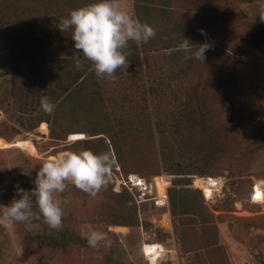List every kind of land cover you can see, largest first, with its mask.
<instances>
[{
    "label": "trees",
    "instance_id": "1",
    "mask_svg": "<svg viewBox=\"0 0 264 264\" xmlns=\"http://www.w3.org/2000/svg\"><path fill=\"white\" fill-rule=\"evenodd\" d=\"M169 1L135 0L137 18L149 24L155 36L146 43L129 41V47L124 50L126 65L119 68L114 77H98L94 63L84 57H81L82 67H76L71 32L59 29L60 21L73 9L94 0H0V77L11 78V86L4 95L17 110V121L27 132L36 131L43 123L50 124V134L58 140L72 133L88 132L98 137L77 140L66 149L108 151L113 156L107 141L110 137L116 160L126 173L130 171L119 130L125 131L123 122H134L136 116L150 110L151 103L161 138L162 157L169 170L182 175L176 177L168 189L172 216L193 215L206 224L212 222L215 215L202 190L190 186L192 179L188 175L218 176L225 170L232 175H242L249 172L264 153V112L260 116L248 114L234 97L240 63L237 55H245L247 51L235 46L236 37L239 39L236 28L245 24L241 21L245 14L238 12L239 3L257 0H201L194 12L181 8L175 11L167 7ZM201 29L206 34H201ZM249 33L247 42L264 56V21L250 24ZM181 34L193 43L207 42L212 47L204 61L182 58L184 61L177 65L171 62L172 68L163 67L159 64L162 57L155 58L156 52L178 47ZM160 43L164 44L159 46ZM175 52L179 55L175 56L177 59L188 55L180 49ZM144 68L146 76L137 77ZM42 96L54 103L52 113L41 109ZM258 119L263 129L255 132L251 124ZM80 122H84L82 128L77 127ZM116 124L120 129H116ZM18 133L20 130L16 129L15 134ZM0 137L10 142L13 136L0 133ZM184 148L192 155L176 159L178 151ZM22 159L20 167L24 170L36 173L42 165L26 155ZM251 184L252 181L248 184L241 180L234 190L250 200ZM106 189L110 193L105 192L107 198H102L99 195L102 191L93 196L69 182L60 195L65 199H74L81 193L85 200L97 197L94 214L99 213L103 221L139 225L133 196L130 193L118 195L109 186H105ZM255 194V201L264 200V193L256 191ZM61 207V227L53 229L38 207L33 206L34 215L28 221L40 223V229L22 233L21 243L26 249L49 247L51 254L76 247L89 249L87 238L81 234L86 222L84 216L80 217L82 212L67 209L64 204ZM224 207L232 210L235 200L230 197ZM241 223L247 233L264 231V217L243 219ZM105 231L117 238L115 233ZM260 240L264 242V234H260ZM259 256L263 261V254ZM108 257L113 260L111 253Z\"/></svg>",
    "mask_w": 264,
    "mask_h": 264
},
{
    "label": "rangeland",
    "instance_id": "2",
    "mask_svg": "<svg viewBox=\"0 0 264 264\" xmlns=\"http://www.w3.org/2000/svg\"><path fill=\"white\" fill-rule=\"evenodd\" d=\"M120 3L135 17L131 0L120 1ZM200 5L201 0H173L171 7L175 11L181 8L183 11L194 12L195 8ZM239 11L245 14L244 19L241 20L245 24L236 28L239 39L236 37L235 46L237 49L245 48L247 51L245 55H237L240 63L236 71L237 89L234 97L246 113L260 116L264 112V56L247 42L250 24L262 21L259 0L253 3H239ZM230 41L232 43V40ZM163 44L160 43L159 46ZM178 49H161L156 52L155 58L162 57L159 59V64L172 68L171 62L173 64L176 62L177 65L179 61H184L182 58H186L177 59L175 57L179 56L175 52ZM133 74L136 76V73ZM139 76H146L145 68L138 73L137 77ZM10 86V76L0 77V133L8 137L13 136L10 142L0 137V264H102L104 261L106 264L109 260L108 253L113 255V260H109L107 264H154V256H151V263L141 249L142 245L149 241H156L174 250L172 252L175 256L173 259L162 257L160 262H155V264H264V260L262 261L259 256L260 253L264 256V242L260 240V234H264V231L254 230L247 233L241 227L243 219L264 217V200L255 201L256 191L264 193V153L247 173L232 175L229 170H225L223 174L215 176L221 177L225 186L223 197L213 204H209L206 200L210 211L215 215L214 220L210 223H202L193 215L173 216L172 228H155L152 220L155 214H159L160 209L155 206V203H152L148 206L137 204L139 225L108 224L100 218L99 213L94 214L93 205L97 197L85 200L84 193H81V196L74 197V199H65L60 193H57V199L61 205L64 204L67 209H76L82 212L80 217L84 216L86 219L81 230L83 236L87 238L91 229L103 232L108 229L116 234L118 242L117 238L106 232L107 239L105 241L99 242L96 247L89 246V249L86 250L76 247L69 250H57L51 254L49 247L43 250H38L35 247L26 249L21 243L22 233L25 230L38 231L40 223L11 222L2 219L3 212L6 210L4 206H7L13 198L15 186L18 184L25 189L34 187L32 179L36 173L20 167V163L23 161L22 156L26 155L43 163L45 159L58 152L68 150L66 148L77 140L98 136H91L88 132L72 133L66 139L58 140L51 136L49 123H43L34 132H27L17 121V110L14 109L10 99L4 95L5 90ZM154 120L153 108L150 103V110L136 116L134 122L127 120L122 123L125 131L119 130V137L125 149L124 156L128 163L129 173H126L120 161L116 160L111 138H107L115 165L106 186L112 188V191L118 195L130 193L122 182L130 173H138L150 182L158 176L156 179L159 190L164 194L170 185V177L166 175H172V181L176 177L182 176L168 169L160 152L161 138ZM79 125L77 127L82 128L84 122H80ZM251 128L255 132L263 129L259 119L252 121ZM16 129H19L20 133L15 134ZM116 129H120L117 124ZM187 151L186 148L179 150L176 159L183 160V157L188 158L189 155H192ZM162 174L166 175L159 176ZM197 175L201 174L197 173ZM188 176L191 177V175ZM241 180L247 181L248 184L249 181H252L250 200L247 196L246 198L240 197L234 190V186ZM104 188L105 186L99 190L102 191L101 193L98 192L102 198H107L105 192H110ZM230 197L235 200V207L232 210H226L224 203Z\"/></svg>",
    "mask_w": 264,
    "mask_h": 264
},
{
    "label": "clouds",
    "instance_id": "3",
    "mask_svg": "<svg viewBox=\"0 0 264 264\" xmlns=\"http://www.w3.org/2000/svg\"><path fill=\"white\" fill-rule=\"evenodd\" d=\"M264 21V0H259ZM61 32L70 31L74 43L72 56L76 67H82L81 57L94 63L98 77H114L117 70L126 65L124 50L129 41L148 42L155 36V30L147 23L141 22L127 10L120 0H94L83 7L73 9L60 21ZM201 34H206L203 29ZM182 35V34H181ZM211 43H193L182 35L178 45L188 55L186 58L205 60ZM40 107L45 113H52L54 103L47 96L40 98ZM115 160L110 152L96 153L90 149L60 151L44 160L32 179L33 188L25 189L18 184L10 203L4 206L2 219L11 222L28 221L34 215L33 206L53 229H59L62 223L63 209L57 199L70 182L80 190L96 195L110 179ZM107 239V233L91 229L87 236L89 246L96 247ZM110 243V241H109Z\"/></svg>",
    "mask_w": 264,
    "mask_h": 264
},
{
    "label": "built area",
    "instance_id": "4",
    "mask_svg": "<svg viewBox=\"0 0 264 264\" xmlns=\"http://www.w3.org/2000/svg\"><path fill=\"white\" fill-rule=\"evenodd\" d=\"M164 175L166 174L159 176ZM166 176L170 177V185L166 188L165 194L161 193L159 190V185L156 179L158 176L155 177V180L150 182L147 178L138 173H130L122 180L125 188L133 195L137 204L148 206V204L151 205L152 203H155V206L160 209L159 214H155L152 220L155 228H172L173 216L168 196V189L172 186V175L170 176V174H168ZM191 179L192 183L190 186L202 190L209 204H213V202L223 197L225 182L221 177L193 174L191 175ZM167 208L168 210H166ZM156 246L161 250L156 258V263L160 262L162 257L173 259V249L156 241H149L145 242L141 247L148 260H150L151 255L155 254Z\"/></svg>",
    "mask_w": 264,
    "mask_h": 264
},
{
    "label": "bare ground",
    "instance_id": "5",
    "mask_svg": "<svg viewBox=\"0 0 264 264\" xmlns=\"http://www.w3.org/2000/svg\"><path fill=\"white\" fill-rule=\"evenodd\" d=\"M155 248H156V250H155V254L153 255V256H154V258H153V262H154V264H155V262H156V258H157V256L159 255V251H161V250L159 249L158 246H156ZM151 256H152V255H151ZM151 256H150V261H151V263H152Z\"/></svg>",
    "mask_w": 264,
    "mask_h": 264
},
{
    "label": "crops",
    "instance_id": "6",
    "mask_svg": "<svg viewBox=\"0 0 264 264\" xmlns=\"http://www.w3.org/2000/svg\"><path fill=\"white\" fill-rule=\"evenodd\" d=\"M120 1H124V0H120ZM131 2H132V5H133V9L135 10V0H131ZM169 2H170V4L167 7H171L172 6L171 2H173V0H170ZM135 17L137 18L136 10H135ZM173 48H178V47H173Z\"/></svg>",
    "mask_w": 264,
    "mask_h": 264
}]
</instances>
